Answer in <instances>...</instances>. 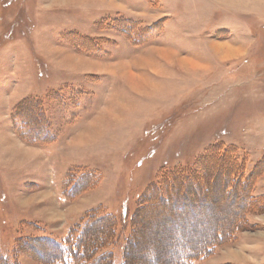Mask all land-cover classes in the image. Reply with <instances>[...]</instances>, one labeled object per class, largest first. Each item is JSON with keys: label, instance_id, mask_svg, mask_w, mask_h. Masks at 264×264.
Here are the masks:
<instances>
[{"label": "rangeland", "instance_id": "obj_1", "mask_svg": "<svg viewBox=\"0 0 264 264\" xmlns=\"http://www.w3.org/2000/svg\"><path fill=\"white\" fill-rule=\"evenodd\" d=\"M92 214L113 264L241 219L191 264H264V0H0V264H48Z\"/></svg>", "mask_w": 264, "mask_h": 264}, {"label": "trees", "instance_id": "obj_2", "mask_svg": "<svg viewBox=\"0 0 264 264\" xmlns=\"http://www.w3.org/2000/svg\"><path fill=\"white\" fill-rule=\"evenodd\" d=\"M170 193L169 198L166 199V203L170 198L182 197L186 193ZM192 196H184L183 199L190 201L191 206L201 204V194L205 193H191ZM247 194L249 193H238L237 200L239 203L237 206V213L239 218L244 216V212L251 205L252 198ZM176 195V196H175ZM231 196L232 194L226 193ZM160 196V195H159ZM191 199H193L191 201ZM161 201V202H160ZM159 204L164 203L165 199L160 197L158 200ZM160 204V205H162ZM102 221L112 222L106 225H102ZM244 220L236 222L233 225L218 226L217 229H213V234L208 240L204 241L200 246L192 248V251H184L182 255L174 254L170 264H191L194 261L202 260L208 257L216 246L233 243L235 235L241 229ZM112 217L96 216V214L89 215L85 220L78 226L73 227L69 231V236H66L60 241L43 239L48 244L52 245L55 249V253L48 257V264H100L105 259V264H113L111 258L112 252H104L105 248L112 243V239L115 238V224ZM102 225V226H101ZM201 230L200 232L204 231ZM104 252V253H103ZM5 261V256L0 254V262ZM123 263V262H122ZM123 264H126L123 263ZM161 264V263H160Z\"/></svg>", "mask_w": 264, "mask_h": 264}, {"label": "bare ground", "instance_id": "obj_3", "mask_svg": "<svg viewBox=\"0 0 264 264\" xmlns=\"http://www.w3.org/2000/svg\"><path fill=\"white\" fill-rule=\"evenodd\" d=\"M223 46V45H222ZM219 48H221V46L219 47ZM230 51V50H229ZM230 54H232V53H230ZM224 57V56H223ZM132 79V78H131ZM131 81V80H130ZM129 82V81H128Z\"/></svg>", "mask_w": 264, "mask_h": 264}]
</instances>
